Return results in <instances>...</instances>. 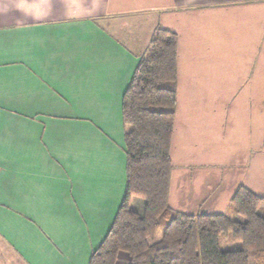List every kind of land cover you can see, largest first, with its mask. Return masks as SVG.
Returning a JSON list of instances; mask_svg holds the SVG:
<instances>
[{"label":"crops","instance_id":"0c3cea01","mask_svg":"<svg viewBox=\"0 0 264 264\" xmlns=\"http://www.w3.org/2000/svg\"><path fill=\"white\" fill-rule=\"evenodd\" d=\"M157 29L177 37L169 208L264 197V0H0V264H89L125 194L122 100Z\"/></svg>","mask_w":264,"mask_h":264},{"label":"trees","instance_id":"16d2710c","mask_svg":"<svg viewBox=\"0 0 264 264\" xmlns=\"http://www.w3.org/2000/svg\"><path fill=\"white\" fill-rule=\"evenodd\" d=\"M176 34L157 29L122 100L126 190L117 216L89 264H264V197L239 186L230 199L236 217L186 216L168 206L170 140L176 107ZM142 201V212L131 207ZM233 213V212H232ZM160 237L154 239L156 233ZM239 249L222 251L219 237Z\"/></svg>","mask_w":264,"mask_h":264},{"label":"rangeland","instance_id":"374dc122","mask_svg":"<svg viewBox=\"0 0 264 264\" xmlns=\"http://www.w3.org/2000/svg\"><path fill=\"white\" fill-rule=\"evenodd\" d=\"M259 213L261 216L264 217V209H261L259 211ZM226 215H228L230 217H236V215H235V213L231 207H230V210L226 213ZM159 237H160V232L155 234L153 241L155 239H158ZM218 240H219V245H220V248L222 249V251H232V250L239 249V245L237 243H235L230 237H225V236L221 235Z\"/></svg>","mask_w":264,"mask_h":264}]
</instances>
